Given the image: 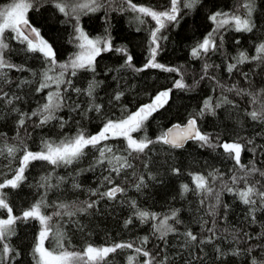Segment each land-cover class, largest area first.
<instances>
[{"label": "snow or ice", "instance_id": "obj_1", "mask_svg": "<svg viewBox=\"0 0 264 264\" xmlns=\"http://www.w3.org/2000/svg\"><path fill=\"white\" fill-rule=\"evenodd\" d=\"M200 3L201 0H167L164 5L152 7L134 3L133 0H8L0 6V106L16 115L14 135L9 136L7 132L0 130V157L6 161L3 167L7 169L6 172H0V264H20L23 253L14 246L13 237L16 236L20 223L28 224L32 221L39 227L29 253L31 264H112L111 257L125 250L129 253L125 264H168V257L161 255L162 248L152 251L147 247L148 236L140 238L138 244L136 241H119L99 246L88 243L78 250L72 245L65 228L71 225L83 233L85 227L79 217L92 213L100 200L112 202L125 195L126 187L117 183L115 178L122 175L126 178L129 170L135 175L134 161L142 160L153 152V146L161 145L164 150H180L189 142L196 143L201 148L222 150L220 154L223 158L232 163L227 172L215 166H210L206 172H189L191 183L180 184L181 198L189 192L198 198L197 204L203 212L200 217L201 235H197L191 228H186L182 233L179 231L176 225L183 223L179 208H170L161 213L141 208L134 199L128 201L132 215L124 221V227L128 228L134 221H139L141 225L149 224L152 235L164 246L168 245L170 236L182 237L181 247L189 254L185 264H206V246L212 247L214 260L220 261V264H226V261L228 264H235L236 258H240V264H264V230L250 232L245 230L246 226H242L231 231L225 228L221 232L218 227L227 219L229 210V205L222 201L224 193L244 206L251 224L254 225L261 219L256 213H264V166L258 165H264V161L257 157L264 156V146H258L254 139L245 138L239 133L231 139H223L220 135L214 136L203 131L200 126L201 118L216 116L217 110L224 106L237 108L236 102L224 94L234 92L237 96L246 97L244 115L247 120L264 127V89L249 91L235 85L227 86L210 74L209 70L218 68L219 65L208 62L211 55L222 47L224 32H253L254 0H237L232 10L216 11L208 16L213 27L189 52L194 61H204L199 80L194 84L190 85L185 81L180 68L157 60L162 51L161 41L167 39L163 32L169 26L178 25L183 15L194 11ZM45 6L55 9L63 18L61 22L71 26L69 43L76 51L64 62L58 60L53 45L42 35L41 28L33 23L30 16V13L39 12ZM101 11L105 14L109 11L130 12L138 24L145 25L149 20L154 24L148 30L147 55L141 67L133 63L134 57L126 47L114 46L108 28H105L104 35L93 37L81 26V17ZM139 30L138 28L137 31ZM11 42L19 44L21 51L35 55L42 61V70L32 73L34 80L22 78L14 82L10 78L9 73L12 71H31L10 60L9 54L13 51ZM236 43L239 44L240 41L237 40ZM105 53L121 56V69H131L135 73L158 69L176 73L179 78L173 81L171 87L159 90L135 110L122 106L120 115L112 118L104 112L105 105L97 102L96 90L100 82L95 80L94 75L85 88L74 85V78L79 73H96L98 58ZM251 62L264 63V41L254 46L252 54L239 51L230 58L226 71L232 74L239 65ZM243 75L247 78V73ZM205 79L215 82L216 88L220 90L219 98L206 96L201 106L189 113L183 122L171 124L154 138L149 136V121L168 105L173 91L191 90ZM14 83L18 90L15 92L11 91ZM5 85L9 86V90H5ZM25 85L41 97L37 107L28 112L17 106V102L24 99L20 91ZM71 93H75L77 97H87V107H82L78 99L73 100ZM123 96V91H116L109 98L108 104L120 102ZM65 109L85 117L94 112L101 119V127L95 133H90L77 120L78 127L70 135L63 131L69 124V120L60 115ZM29 122L34 128L42 129L52 125L58 126L61 131L57 138L41 139L38 150H32L28 143L32 136L28 131ZM110 141L122 143L117 147L110 144ZM90 153V169L102 167L107 173L102 177L105 190L95 189L89 192L90 197L98 199L64 200L59 196L55 200L49 199L48 193L60 189L66 182L63 176L55 175L56 170L64 168L76 171L79 163L89 157ZM246 153H251V159L247 163L243 160ZM37 161L49 166V171L41 175L37 183L42 191L29 207L16 214L8 190L19 189L27 180L28 169ZM143 167L147 169L149 163L145 162ZM171 172L178 176L181 169L172 167ZM76 175H79L78 171ZM147 178L156 179L151 173ZM80 187L79 184L72 183L73 189ZM134 187L137 191L147 187L143 175L136 177ZM48 209L52 210L49 212ZM261 229H264V224ZM46 242H54V247H47ZM228 258L232 259L228 261Z\"/></svg>", "mask_w": 264, "mask_h": 264}, {"label": "trees", "instance_id": "obj_2", "mask_svg": "<svg viewBox=\"0 0 264 264\" xmlns=\"http://www.w3.org/2000/svg\"><path fill=\"white\" fill-rule=\"evenodd\" d=\"M8 0H0V6L7 3ZM134 3L143 4L152 7H159L167 3V0H133ZM237 4V0H201V3L194 11L186 12L179 24L169 26L163 32L167 36L166 40L161 41L162 51L157 57L158 62L180 68L183 72L184 79L188 84H194L199 80L204 61H194L189 52L197 41L211 30L213 25L208 20V16L216 11L232 10ZM30 16L33 23L41 28L42 35L53 45L60 62H64L72 55L76 49L69 43L71 26L62 23V17L50 6H45L39 12H32ZM255 28L252 33H237L226 31L223 33V45L218 52L211 55L209 63L219 65L218 68L210 69V74L214 75L221 83L227 86L235 85L237 88H244L249 91L264 89V63L251 62L239 65L238 68L229 74L226 71V65L230 58L234 57L239 51H247L252 54L254 46L264 41V0H254V11L252 16ZM81 26L90 36L104 35L105 28L113 38V44L116 47H126L128 52L133 55V63L141 67L147 55V45L149 39V28L154 24L149 20L145 25H140L133 18L130 12L121 13L119 11H109L107 14L101 11L94 15L81 17ZM140 29L137 31V29ZM240 43L237 44L236 41ZM12 43L13 51L9 54L10 60L17 64L23 65L31 71L9 73L14 82L20 79L34 80L32 73H39L42 70V61L37 56L27 54L20 50L21 46ZM122 57L115 53H105L98 58V66L95 74L90 72H81L74 78L76 87L85 88L93 75L96 81L100 82L96 95L97 102L105 105L104 112L107 116L115 118L122 111V106L129 110H135L140 104L148 102L151 96H154L159 90L169 88L177 78L176 73H167L158 69H148L141 73H135L131 69H121ZM111 69V71H109ZM247 73V78L243 75ZM35 85H32L34 87ZM9 90V86H4ZM215 89V91H213ZM11 91H18L15 83L11 86ZM123 91L124 96L120 102L108 104L109 98L116 92ZM20 94L24 96L22 101L17 102V106L23 111L28 112L37 107L41 97L37 96L31 88L24 86ZM225 95L236 102L237 108L224 106L217 110L216 116H206L201 118L200 126L203 131L222 136L223 139H231L237 133L248 138L251 137L256 141L258 146H264V127L254 124L247 120L244 115L246 97L237 96L234 92H225ZM43 94H41L42 96ZM219 98L220 90L216 88L215 82L211 79L199 81V84L191 90L181 91L174 90L171 94L168 105L157 112L149 121L147 128L148 135L155 137L159 132L169 127L173 123L183 122L189 113L197 110L206 96ZM73 100L78 99L82 107L86 108L87 97L71 93ZM115 113V116H113ZM60 115L69 120L64 132L73 134L78 127L76 121L90 133H95L101 127V119L96 113H88L87 117L70 112L65 109ZM16 115L8 111L6 107L0 106V130L7 132L9 136L15 134ZM28 131L31 132V139L28 143L32 150H38L40 140L46 137L57 138L60 134L58 126L49 125L45 128H34L29 122ZM259 133V135H257ZM23 134V133H22ZM139 135V134H137ZM117 147L122 141H110ZM154 151L146 155L142 160L134 161L135 175L129 170L125 178L116 177V182L126 187V194L122 195L116 201L100 200L96 209L87 216L79 217L83 223L85 231L82 233L75 227L69 225L65 231L69 233L72 245L78 250L88 243L94 245H104L119 241L133 242L137 244L143 236L149 237L147 247L152 251L162 248L161 255L168 257V264H185L189 259L188 251L181 247L182 237L170 236L167 246L157 240L151 232L149 224L141 225L139 221H134L133 225L128 228L124 227V221L131 215V209L128 206L129 200H136L137 204L144 209L164 213L170 208H179L183 223L176 225L182 233L186 228H191L197 235H201L200 217L203 212L197 204L198 198L189 192L184 198L179 195L181 183H191L189 172H206L210 166L220 168L221 171L227 172L232 167V163L223 158L220 154L222 150H213L201 148L196 143L189 142L180 150H164L163 146L155 145ZM251 159V153H246L243 157L245 163ZM257 159L264 161V156ZM149 163L145 169L143 164ZM6 163L3 157H0V172H6L3 167ZM92 163L91 153L89 157L82 160L76 168L79 175L73 169H57L55 175L63 176L65 183L60 189L50 191L49 199L55 200L57 196L64 200H88L98 199L90 197V190L99 189L104 191L106 185L102 182L103 175H107L102 167L90 169ZM15 166V164L13 165ZM264 166V165H258ZM172 167L181 169L180 175H173ZM49 171V166L43 162H33L26 175L27 180L17 190H8L9 199L13 203L16 214L27 208L38 198V193L42 190L37 187L41 175ZM149 173L155 175L156 179H148ZM143 175L147 187L137 191L134 187L136 177ZM256 179V177H253ZM75 182L81 187L73 189L72 183ZM222 201L229 205L227 219L218 227L221 232L225 228L231 231L233 228L239 229L246 226L247 231L255 232L261 229L264 224V213L257 212L256 215L261 217L258 223L251 224L247 217L246 209L238 201L227 193L222 195ZM48 209L47 211H51ZM206 218V217H205ZM38 224L35 221L28 224L20 223L17 226V234L13 237V244L23 253L20 264H31L29 253L34 242L35 235L38 231ZM230 238V237H229ZM47 247H54V242H46ZM226 247V245H223ZM208 253L206 264H220V261L214 260V250L211 246H206ZM195 250H193V254ZM129 253L125 251L118 252L111 257L112 264H125L126 256ZM232 258H228L230 261ZM226 264L228 262L226 261ZM235 264H240V258H236Z\"/></svg>", "mask_w": 264, "mask_h": 264}]
</instances>
